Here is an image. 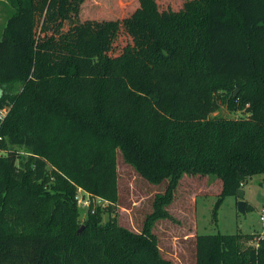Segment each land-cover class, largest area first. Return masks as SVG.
<instances>
[{"label":"trees","instance_id":"trees-1","mask_svg":"<svg viewBox=\"0 0 264 264\" xmlns=\"http://www.w3.org/2000/svg\"><path fill=\"white\" fill-rule=\"evenodd\" d=\"M0 1L13 10L0 84H22L0 96V109L10 105L0 121V264H170L150 229L183 175L219 179L217 207L264 175V0H182L177 10L138 0L120 21L74 22L59 41L45 36L36 46L42 17L45 31L86 0ZM215 76L227 79L226 101L203 83ZM221 105L243 115L211 117ZM118 151L166 191L140 233L102 224L92 203L78 233V188L116 205ZM44 184L61 198L42 193ZM36 200L60 213L51 206L33 218ZM195 256L196 264H264V237L244 249L239 234H196Z\"/></svg>","mask_w":264,"mask_h":264},{"label":"rangeland","instance_id":"rangeland-1","mask_svg":"<svg viewBox=\"0 0 264 264\" xmlns=\"http://www.w3.org/2000/svg\"><path fill=\"white\" fill-rule=\"evenodd\" d=\"M43 1H40L42 3ZM160 9L177 10L182 0H157ZM138 6V0H86L80 7L71 2L67 8V17L61 22L49 24L45 31L41 30L43 17L38 22L35 32V46L40 38L50 37L52 40L61 39L68 28L78 21L84 20H117L129 16ZM13 13L12 8L5 1H0V39L7 19ZM126 37H120L116 43L123 44ZM216 95L227 97V79L225 77H211L204 82ZM233 97L238 95L239 87L231 89ZM22 91L21 83L0 84V96L15 95ZM10 105L0 109V121L7 114ZM244 111H231L227 105H221L211 117L238 118ZM5 138L0 136V147L5 143ZM24 154V152H20ZM5 152L0 150V158ZM220 180L215 176L183 175L173 192V200L165 207V217L158 219L151 227L155 235L160 257L170 264H196L195 235L196 234H239L244 249H257L264 237V175L253 176L245 181L241 187L244 191L243 201L247 211L241 214L237 211L236 197H225L219 207ZM49 186L42 185L41 192H49L48 196H58ZM116 205L107 206L106 202L91 199L92 207L97 209L96 215L102 224H114L127 231L140 233L146 218L153 211V202L157 196L166 191V182L159 185L152 184L141 178L136 171L126 163L117 152L116 157ZM60 196V195H59ZM57 197V199L61 197ZM84 198V195H83ZM27 198L25 202H29ZM47 202V201H46ZM36 200L38 208L34 211L33 218H42L48 215L50 208L59 210L57 203ZM10 205V201L7 202ZM54 206V207H51ZM20 213H27L20 209ZM24 214V216H26ZM75 222L79 224L78 230L85 228V222L91 219L86 212L78 211ZM59 217V214H56ZM263 218V219H261ZM77 230V231H78ZM81 230V231H82ZM243 250V249H242Z\"/></svg>","mask_w":264,"mask_h":264},{"label":"built area","instance_id":"built-area-1","mask_svg":"<svg viewBox=\"0 0 264 264\" xmlns=\"http://www.w3.org/2000/svg\"><path fill=\"white\" fill-rule=\"evenodd\" d=\"M4 115H3V117H4ZM2 118H1V120H2ZM83 195H84V198H83ZM76 200H77L78 206L83 210H87L91 204V202H90L91 197L89 196V194H87L86 192H84L80 188H78V190H77ZM98 200H100V199H98ZM100 201H102V200H100ZM102 202H104V201H102ZM261 219H263V218H261Z\"/></svg>","mask_w":264,"mask_h":264},{"label":"water","instance_id":"water-1","mask_svg":"<svg viewBox=\"0 0 264 264\" xmlns=\"http://www.w3.org/2000/svg\"><path fill=\"white\" fill-rule=\"evenodd\" d=\"M244 198V191L243 190H239L237 192V211L241 214L245 213V202L243 201ZM82 230V228L80 230H78V233Z\"/></svg>","mask_w":264,"mask_h":264},{"label":"crops","instance_id":"crops-1","mask_svg":"<svg viewBox=\"0 0 264 264\" xmlns=\"http://www.w3.org/2000/svg\"><path fill=\"white\" fill-rule=\"evenodd\" d=\"M218 187H219V193H220V192H221V182H220V184H219ZM246 209H247V205H246V203H245V212L247 211ZM194 238H195V237H194Z\"/></svg>","mask_w":264,"mask_h":264}]
</instances>
